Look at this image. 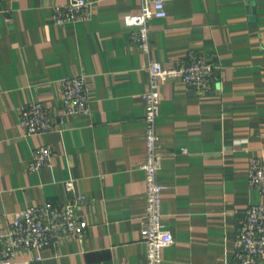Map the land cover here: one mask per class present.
<instances>
[{"label":"crops","instance_id":"1","mask_svg":"<svg viewBox=\"0 0 264 264\" xmlns=\"http://www.w3.org/2000/svg\"><path fill=\"white\" fill-rule=\"evenodd\" d=\"M89 1V19L57 24L53 7L69 0H0V228L15 211L65 201L73 177L84 235L44 248L34 264H145L148 73L124 18L140 0ZM166 9L149 21L152 55L177 65L193 49L218 70L209 90L162 85L158 180L174 242L161 264H227L246 207L264 203L248 177L250 158L264 159V0H167ZM76 74L87 75L90 114L27 134L22 106L34 98L57 108L58 80ZM40 145L51 165L31 171Z\"/></svg>","mask_w":264,"mask_h":264},{"label":"built area","instance_id":"2","mask_svg":"<svg viewBox=\"0 0 264 264\" xmlns=\"http://www.w3.org/2000/svg\"><path fill=\"white\" fill-rule=\"evenodd\" d=\"M17 1V0H11ZM167 0H140V8L135 13L125 15V23L131 28L130 40L146 56L148 73L147 87L141 97L145 105L144 127L146 142L145 201L142 218L144 221V242L146 263L161 264L163 249L174 242L172 232L163 222V185L158 180L162 165L158 116L163 99L162 85L169 79L205 91L217 79L218 66L208 61L201 53L190 49L187 58L177 65H165L152 55L150 37L151 18L167 16ZM92 2L89 0H69L66 4L53 7V19L57 24H65L90 18ZM61 89L60 103L52 108L40 99H30L20 109L21 125L27 134H43L56 126L55 119L63 121L71 115H89L90 94L88 78L76 74L58 80ZM184 151L186 149H183ZM53 151L49 146L40 145L34 149L29 162L31 171H39L51 165ZM249 183L264 195V159L251 157L248 168ZM69 193L65 201L47 200L42 204L30 205L15 211L6 228H0V264H34L43 259L42 250L50 245H59L71 237L82 238L88 226L77 209L85 200L76 187L73 177L64 180ZM233 259L227 264H264V203L249 204L241 219L233 240ZM26 250L30 256L19 258ZM34 251L37 253L34 254Z\"/></svg>","mask_w":264,"mask_h":264}]
</instances>
